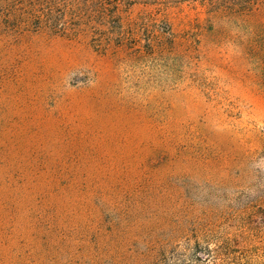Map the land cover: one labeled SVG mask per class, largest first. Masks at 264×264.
Here are the masks:
<instances>
[{"label": "rangeland", "instance_id": "1", "mask_svg": "<svg viewBox=\"0 0 264 264\" xmlns=\"http://www.w3.org/2000/svg\"><path fill=\"white\" fill-rule=\"evenodd\" d=\"M0 0V264H264V0H134L154 53ZM227 233L243 257L192 256ZM176 252V253H175Z\"/></svg>", "mask_w": 264, "mask_h": 264}, {"label": "trees", "instance_id": "2", "mask_svg": "<svg viewBox=\"0 0 264 264\" xmlns=\"http://www.w3.org/2000/svg\"><path fill=\"white\" fill-rule=\"evenodd\" d=\"M15 18L32 30L53 35L87 34L99 50L123 48L135 56L154 53L163 39L171 35L167 22L153 14L128 18L134 0H15ZM235 237V236H234ZM233 236L208 232L201 240L187 242L192 256L203 252L214 261L243 257L252 249L239 248ZM176 253V252H175Z\"/></svg>", "mask_w": 264, "mask_h": 264}]
</instances>
